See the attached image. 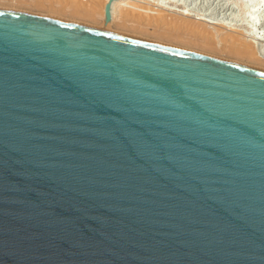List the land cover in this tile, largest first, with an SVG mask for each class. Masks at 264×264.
Returning <instances> with one entry per match:
<instances>
[{"label": "water", "instance_id": "1", "mask_svg": "<svg viewBox=\"0 0 264 264\" xmlns=\"http://www.w3.org/2000/svg\"><path fill=\"white\" fill-rule=\"evenodd\" d=\"M0 264H264V72L0 10Z\"/></svg>", "mask_w": 264, "mask_h": 264}, {"label": "bare ground", "instance_id": "2", "mask_svg": "<svg viewBox=\"0 0 264 264\" xmlns=\"http://www.w3.org/2000/svg\"><path fill=\"white\" fill-rule=\"evenodd\" d=\"M130 1L113 0L109 22L105 21L104 10L110 0H0V9L25 11L69 23L90 25L96 30L109 33L115 28L127 38L136 37L163 47L193 51L207 55V58L220 57L234 62V65L237 63L264 72V42H261L262 45L257 42L260 45L257 47L258 44L249 39L255 34L253 27L257 18H252L253 27L242 24L245 32L240 30L237 36L210 27L214 25L210 20L197 18V15L193 16L185 12V9L175 14L170 12L172 9H166V13L163 5L175 6L174 0ZM154 7L159 9L154 10ZM168 13H172V16ZM254 39L261 40L259 36Z\"/></svg>", "mask_w": 264, "mask_h": 264}, {"label": "rangeland", "instance_id": "3", "mask_svg": "<svg viewBox=\"0 0 264 264\" xmlns=\"http://www.w3.org/2000/svg\"><path fill=\"white\" fill-rule=\"evenodd\" d=\"M133 1L131 0L130 2H133ZM135 1H137V0H135ZM174 3L176 5L172 6V7L168 4H167V6L163 5L164 6L163 9L165 8L164 11H166V13H167L166 9H169V10L172 9L170 12H174V14H175V12L182 11L185 9L184 10L185 12L190 13L193 16L197 15L196 16L197 18L202 17L205 20H210V22H212V24L214 23V25H209L210 27H215V28L221 30L223 33H229L231 35H237V36L240 35V32H239L240 30L245 32L243 30L244 27L242 26V24H246L248 27L249 26L253 27L251 22H252V18L255 17V18H257V22H256V24H254V27H253V32L255 33L253 37L255 38V36H256V38H257L259 36L262 41L261 40L258 41L256 39H254L253 37H249V39H253L254 40L253 42L256 45L258 43L260 44L261 42L262 43L264 42V0H174ZM154 8H155L154 10L159 9L158 7H154ZM0 10H2V9H0ZM3 10H5V9H3ZM5 11H7V10H5ZM10 11L14 12V13H19V14H26V15H32V16L57 20L56 18H51V17H47L44 15L34 14V13H26L25 11H23V12L22 11L17 12V11H13V10H10ZM164 11H160V12H164ZM168 14L171 15L172 13H168ZM57 21L69 23V21H63V20H57ZM71 23L72 22H70V24ZM72 24L94 29V27L92 28L90 25H84V24L82 25V24H78V23L77 24L72 23ZM215 24H217V25H215ZM225 28H227V29H225ZM113 29H115V28H112V30H111L112 32H110V34L113 33L114 35L127 37L121 33L119 34L118 30H116V29H115V31H113ZM107 33H109V32H107ZM128 38H131V37H128ZM133 38L135 40L143 41L142 39H139L136 37H132L131 39H133ZM145 41L146 40H144L143 42H145ZM262 43L260 45H262ZM157 44L158 43H155V45H157ZM259 44L257 45V47L260 46ZM159 46H161V44ZM168 48L173 49V47H168ZM174 49H176V48H174ZM179 49L180 48H177L176 50H179ZM180 50L184 51V52H188V53L193 52V51L190 52L188 50H182V49H180ZM193 54L198 55V56L202 55V57L207 56L204 54L200 55V53L198 54L195 52H193ZM210 57H212V56H210ZM217 58L218 57H214V60H218V61L220 60L223 62H227V63L229 62L230 64H232V63L234 64V62L224 60V59L222 60L220 57L218 59ZM210 59H213V58H210ZM235 65L247 67L245 65H240L237 63H235ZM247 68L251 69L250 67H247ZM254 70H256V69H254ZM257 71H259V70H257ZM261 72H263V71H261Z\"/></svg>", "mask_w": 264, "mask_h": 264}]
</instances>
